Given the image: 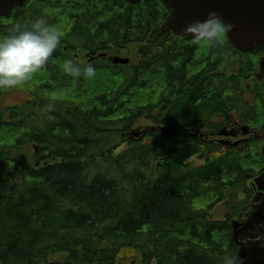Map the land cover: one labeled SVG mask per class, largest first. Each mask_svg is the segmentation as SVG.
<instances>
[{"label":"trees","instance_id":"16d2710c","mask_svg":"<svg viewBox=\"0 0 264 264\" xmlns=\"http://www.w3.org/2000/svg\"><path fill=\"white\" fill-rule=\"evenodd\" d=\"M170 12L163 0H29L2 19L0 39L41 15L64 38L16 89L28 99L0 108V264L238 256L233 223L250 217L249 178L264 167V46L243 52L228 35L220 49L196 45L166 28ZM117 54L130 63L114 65ZM243 125L257 135L248 144L208 140Z\"/></svg>","mask_w":264,"mask_h":264},{"label":"clouds","instance_id":"9594fccd","mask_svg":"<svg viewBox=\"0 0 264 264\" xmlns=\"http://www.w3.org/2000/svg\"><path fill=\"white\" fill-rule=\"evenodd\" d=\"M228 25L216 13L209 12L206 19L194 20L186 25L184 33L196 45L223 48L228 35ZM64 31L51 24L44 15L27 22H16L10 33L0 39V90H16L30 86L35 75L49 62L61 41ZM65 70L76 75L92 77L95 67L66 62ZM224 264H243L238 256L228 254Z\"/></svg>","mask_w":264,"mask_h":264},{"label":"water","instance_id":"95a60500","mask_svg":"<svg viewBox=\"0 0 264 264\" xmlns=\"http://www.w3.org/2000/svg\"><path fill=\"white\" fill-rule=\"evenodd\" d=\"M28 1L0 0V29L2 27L1 19L10 17L16 6H23ZM127 1L131 4H138L142 0ZM163 1L171 10L166 27L177 36L191 37L184 33L186 25L194 20L206 19L208 13L214 11L228 25V39L236 49L249 52L264 46V0ZM101 57H105V55ZM112 62L114 65H128L130 60L116 56ZM260 71L264 75V57L260 62ZM163 131L173 135L172 131H167V129H163ZM260 224L264 226V205L263 207H254L249 221L233 223L235 239L240 245L238 257L242 259L243 264H264V247L261 242L245 245L240 239L242 232L254 231Z\"/></svg>","mask_w":264,"mask_h":264},{"label":"rangeland","instance_id":"374dc122","mask_svg":"<svg viewBox=\"0 0 264 264\" xmlns=\"http://www.w3.org/2000/svg\"><path fill=\"white\" fill-rule=\"evenodd\" d=\"M167 28V27H166ZM120 56L122 58H126L125 56H121L119 54L113 56ZM75 58H77L78 60H80L83 63H95V59L90 57L89 54L86 53H77L76 56L74 55ZM257 77L260 80H264V75L261 73L260 71V67L259 70L257 72ZM28 99V95L25 94L24 92H22L21 90H12V91H8L6 92L1 98H0V108H8V107H13V106H18L23 104L26 100ZM264 130L259 134V135H263ZM256 134L253 133L248 125H243V126H235L232 128H228L225 129L223 131H220L218 133H215L213 135H211V137H208V140L210 142H216V143H222L223 145L226 146H234V145H239V144H248L249 142H251L254 138H256ZM260 138V137H259ZM261 144V151L264 157V139H260ZM194 164H203V161L197 157L194 158L192 161V165ZM264 168H262L258 174L251 176L249 178V186L250 189L252 190L250 194L251 195V201H252V205L254 207H263L264 205V201H262L260 204H258V202L260 201L259 198L263 199L264 198ZM255 191V192H254ZM255 193V194H254ZM253 212V211H252ZM214 217L217 220H225V216H224V212L222 207H218L215 211H214ZM251 217V216H250ZM250 217H248L247 221L250 220ZM260 226H258V228H260ZM256 230L254 231H249L248 233H241L240 234V239L243 240V244L245 245H251V244H255L257 243V238L259 237V233H263V229L264 226L262 227V229H260L261 231L258 233L257 228H255ZM264 247V246H263Z\"/></svg>","mask_w":264,"mask_h":264},{"label":"flooded vegetation","instance_id":"af4514ba","mask_svg":"<svg viewBox=\"0 0 264 264\" xmlns=\"http://www.w3.org/2000/svg\"><path fill=\"white\" fill-rule=\"evenodd\" d=\"M257 137V136H256ZM258 137H260V139L262 138V139H264V133H263V135H258ZM234 146H237V145H234ZM264 168V167H263ZM264 174V173H263ZM249 188H250V186H249ZM252 190L250 189V192H251ZM255 192V191H254ZM252 194V193H251ZM255 194V193H254ZM260 199V201L258 202V204H260L262 201H264V198L263 199H261V198H259ZM262 200V201H261ZM253 206V205H252ZM253 209H254V206H253ZM253 211V210H252ZM252 211H251V213H252ZM251 215V214H250ZM257 229H259L258 230V233L260 232V229H262V227H260V228H258L257 227ZM259 237L256 239L257 241H260L261 242V244L264 246V229H263V233H259V235H258Z\"/></svg>","mask_w":264,"mask_h":264}]
</instances>
